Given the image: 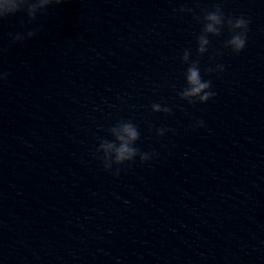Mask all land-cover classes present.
Instances as JSON below:
<instances>
[{
	"label": "clouds",
	"instance_id": "obj_1",
	"mask_svg": "<svg viewBox=\"0 0 264 264\" xmlns=\"http://www.w3.org/2000/svg\"><path fill=\"white\" fill-rule=\"evenodd\" d=\"M52 2V0H50ZM56 4H60L63 2V0H54ZM21 12V10L18 7H14L13 9L9 10L7 13H5L2 17H0V20H4L8 18L9 16L15 15L16 13ZM31 14V10H30ZM215 19V17H212ZM235 27L237 28H243L244 31L240 34L234 35L231 39V44H233L234 47V53L238 54L241 50L244 49L245 44H246V33H247V28H248V21L245 20L244 18H238L236 19ZM209 31H211V28H209ZM206 42V41H205ZM200 51H203V49H200ZM223 70V67L221 66V71ZM189 75H188V82L192 86L190 91H187L184 93L186 96H196L199 95L203 91V95H200L199 99L201 103L207 102L210 98L215 96V93L208 90L204 91L205 89H210L211 88V81H204L201 82V77H200V72L196 68H190L189 70ZM6 74L0 75V79H4ZM155 109L158 110V105L153 106ZM166 112H170V109H165ZM201 124L203 123L202 121L200 122ZM129 135V137L132 140H135L138 138V133L133 130L131 126H126L125 129ZM163 129L159 130V134L163 135L164 134ZM137 149H130L126 144L122 146L116 156V161L118 163H122L124 161H133V157L135 156ZM150 158L149 154L144 153L141 156V162L147 161ZM106 169L110 170V166H105ZM116 174H119V169H117Z\"/></svg>",
	"mask_w": 264,
	"mask_h": 264
}]
</instances>
